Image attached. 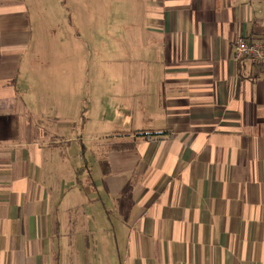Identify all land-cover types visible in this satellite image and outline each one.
<instances>
[{
    "label": "crops",
    "instance_id": "crops-1",
    "mask_svg": "<svg viewBox=\"0 0 264 264\" xmlns=\"http://www.w3.org/2000/svg\"><path fill=\"white\" fill-rule=\"evenodd\" d=\"M139 28L149 116L86 147L59 121L68 76L52 91L36 73L26 0H0V264H264V70L234 56L237 40L264 39V0H145ZM60 139L79 144L71 159ZM66 199L85 204L58 209ZM107 209L126 229L121 253L113 232L90 254L86 229Z\"/></svg>",
    "mask_w": 264,
    "mask_h": 264
},
{
    "label": "rangeland",
    "instance_id": "rangeland-1",
    "mask_svg": "<svg viewBox=\"0 0 264 264\" xmlns=\"http://www.w3.org/2000/svg\"><path fill=\"white\" fill-rule=\"evenodd\" d=\"M26 3L34 52L40 64L36 73L45 82L48 74H52V83H46L52 91L60 88L59 78L62 74L68 76L70 112L59 114V121L72 122L75 128L71 132L75 136L77 133L82 135L86 147L103 149L105 143L116 138L115 135L138 125L142 116H149L144 108L148 97L154 102V92L142 88V67L138 63L142 59V49L134 48L141 46L139 26L145 0H26ZM40 84L45 87L44 82ZM50 107L46 104V108ZM43 114L38 113L34 117L39 119ZM45 121L55 126L52 118L46 117ZM69 142L60 139L54 148L69 155L67 159H71L75 148H80L79 144L77 146ZM50 151L51 148L47 152ZM72 163L77 164L70 160L66 165L68 170L73 168ZM80 164L83 166V162ZM104 166V163L103 166L100 163L99 170ZM93 171L98 181L97 170ZM64 180L60 182L59 188L61 186L64 195L71 194L72 191L66 189L73 190L74 178H69L70 183ZM79 203L85 204L81 200L72 202L66 199L58 209H63L64 204L75 206ZM86 207L90 208L89 202H86ZM107 211L104 216L103 208L98 227L90 223L86 229L90 237L87 242L90 254L91 245L94 244L92 236L93 239L97 235L101 236L107 248L109 235L112 236L113 232L117 234V250L121 253L126 229L121 226L122 219L119 216L111 209ZM77 231L72 226L60 237L68 240L69 233ZM94 259L98 257L88 258L87 264H94Z\"/></svg>",
    "mask_w": 264,
    "mask_h": 264
},
{
    "label": "built area",
    "instance_id": "built-area-1",
    "mask_svg": "<svg viewBox=\"0 0 264 264\" xmlns=\"http://www.w3.org/2000/svg\"><path fill=\"white\" fill-rule=\"evenodd\" d=\"M235 59L246 58L251 65L264 70V39L258 42L239 39L234 43Z\"/></svg>",
    "mask_w": 264,
    "mask_h": 264
},
{
    "label": "trees",
    "instance_id": "trees-1",
    "mask_svg": "<svg viewBox=\"0 0 264 264\" xmlns=\"http://www.w3.org/2000/svg\"><path fill=\"white\" fill-rule=\"evenodd\" d=\"M135 137H147L149 135H160L156 132H145V131H134L131 133ZM128 136V134H127ZM133 147L132 143H117V144H112L110 149L116 150V151H121V150H128Z\"/></svg>",
    "mask_w": 264,
    "mask_h": 264
}]
</instances>
